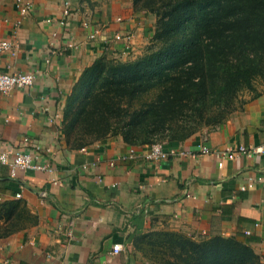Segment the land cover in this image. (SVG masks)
Masks as SVG:
<instances>
[{"label": "crops", "instance_id": "0c3cea01", "mask_svg": "<svg viewBox=\"0 0 264 264\" xmlns=\"http://www.w3.org/2000/svg\"><path fill=\"white\" fill-rule=\"evenodd\" d=\"M24 1L31 5L26 15L16 0H0V41L10 42L14 52H0V70L34 73L36 80L26 90L0 95V151L7 144L39 148L38 164L45 169L11 178L0 166V200L20 194L37 217L33 226L0 240V264H157L135 241L166 232L194 240L237 238L264 262V154L226 159L223 167L214 154L264 146V92L218 128L164 145L179 153L161 163L145 162L146 146L122 138L73 148L59 122L68 98L99 58L130 56L124 43L109 41L122 33L139 44L151 29L150 16L133 0ZM66 3L68 27L60 25ZM68 37L72 49L66 48ZM202 144L210 154L199 153ZM131 149L137 159L130 158ZM116 245L123 246L120 254L113 253Z\"/></svg>", "mask_w": 264, "mask_h": 264}, {"label": "trees", "instance_id": "16d2710c", "mask_svg": "<svg viewBox=\"0 0 264 264\" xmlns=\"http://www.w3.org/2000/svg\"><path fill=\"white\" fill-rule=\"evenodd\" d=\"M133 1L136 9L143 5L158 17L153 47L130 63L102 56L73 92L86 93L77 111L80 130L85 126L100 137L119 130L126 144L143 147L166 131L186 132L169 123L189 102L202 105L221 66L230 68L229 59L264 48V0ZM36 223L20 199L0 203L1 240ZM135 248L152 262L172 256L177 264H264L249 245L221 236L197 241L172 232L149 233L136 239Z\"/></svg>", "mask_w": 264, "mask_h": 264}, {"label": "rangeland", "instance_id": "374dc122", "mask_svg": "<svg viewBox=\"0 0 264 264\" xmlns=\"http://www.w3.org/2000/svg\"><path fill=\"white\" fill-rule=\"evenodd\" d=\"M137 11L144 12V17L146 19L148 18L147 16H150L147 20L151 25V29L147 32L148 35L143 36L141 42L137 45H135V42L131 39L120 42L125 43L124 46L129 47V50L132 52L130 51V56L127 55V52L121 58L116 56L113 58L114 62H135L143 57L154 45L158 17L151 12V9H146L143 5L141 8L137 9ZM243 56L244 58L240 60L229 59L230 68L221 66L217 71L218 74H215L213 77L216 83L214 85H208L209 89L207 95L210 96L202 101V105L200 104L201 100H198L196 105L189 102L183 112L179 113V116L172 119V122L169 123L175 129H185L186 132L174 136L169 131H166L164 135H159L152 144L147 146L155 144L172 145L175 142L181 143L197 134H203L216 129L227 122L238 108L264 92V48L257 51H248L246 54L242 55V57ZM99 86L100 84L98 81L95 82L93 90H98ZM74 93L75 92L68 98L60 114L61 117L59 118L61 134L67 141L68 139L70 140V145L72 147H95L110 139H123V135L119 130L110 131L107 135L102 137L87 132L85 126L80 130L79 127H77L80 121L79 118H77V111L81 106L80 104L85 101L86 93L85 91L81 93L76 92L77 95L73 99ZM199 105H201V108H199ZM125 108L128 107L125 106ZM137 109H139V106H137ZM182 113L183 115H181ZM173 133L176 134V132ZM68 136H70V138ZM2 202L3 201L0 200V203ZM187 238L192 239L191 237ZM199 240L203 239H198L197 241ZM148 252L151 253V250ZM166 262L177 264V261L172 256H167L165 262L156 261L154 263L167 264Z\"/></svg>", "mask_w": 264, "mask_h": 264}, {"label": "built area", "instance_id": "2783aa9c", "mask_svg": "<svg viewBox=\"0 0 264 264\" xmlns=\"http://www.w3.org/2000/svg\"><path fill=\"white\" fill-rule=\"evenodd\" d=\"M17 5L21 10L22 15H26L28 11L31 10L30 3H26L24 0H16ZM70 17V6L66 3L64 10V19L61 21L60 25L64 27L69 26L68 18ZM119 21H121L119 19ZM51 23V20H48ZM84 28H90L89 23H83ZM100 29L97 30L90 36V40H95L96 36L99 34ZM53 36H57L56 33ZM127 39H131L130 35H123L118 33L113 36L112 43L125 42ZM66 44L67 49H72L74 47L73 39L68 37ZM109 40H106L108 43ZM109 41V42H111ZM125 44V43H124ZM126 50H129V47L125 46ZM0 52L1 53H11L14 55L12 50V44L8 41H0ZM36 76L34 73H21V72H4L0 70V95H8L14 90H26L32 87L35 83ZM28 143V139L24 140ZM147 150L143 154L142 159L147 163H161L168 160L171 157L177 156L179 153L177 150L170 149L165 150L164 145L155 144L146 146ZM24 149L18 148L14 145L7 144L0 151V166L7 167L9 169L10 177L16 178L18 171H28V170H43L41 165L38 164V159L40 158L39 148L33 149L30 152ZM199 153L201 154H210L211 150L206 144H202L199 147ZM216 157L220 159L219 167H223L224 160H234L237 157H252L254 155L264 154V146L258 147H238L236 149H227L224 151H219L214 153ZM180 155L186 156V152H181ZM130 158L137 159L138 154L135 149H131ZM252 187V185H250ZM246 188H243L245 190ZM21 195H16V199H20ZM249 235V232L246 233ZM123 251L122 245H116L113 247L114 254H120Z\"/></svg>", "mask_w": 264, "mask_h": 264}]
</instances>
